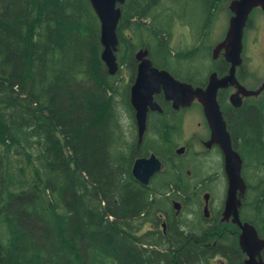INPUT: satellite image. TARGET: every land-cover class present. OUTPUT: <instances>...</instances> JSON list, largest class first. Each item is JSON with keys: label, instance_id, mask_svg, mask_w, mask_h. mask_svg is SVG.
Returning <instances> with one entry per match:
<instances>
[{"label": "trees", "instance_id": "obj_1", "mask_svg": "<svg viewBox=\"0 0 264 264\" xmlns=\"http://www.w3.org/2000/svg\"><path fill=\"white\" fill-rule=\"evenodd\" d=\"M223 1L202 3L208 29ZM164 2L126 0L119 42L167 44ZM102 51L90 0H0V264H211L217 256L244 264L223 226L208 237L197 223L158 231L157 215L170 206L155 188L177 195L176 183L148 189L132 177L135 156L122 151L126 133L117 135L128 91L108 74ZM228 126L248 184L241 220L264 239V115L247 108Z\"/></svg>", "mask_w": 264, "mask_h": 264}, {"label": "flooded vegetation", "instance_id": "obj_2", "mask_svg": "<svg viewBox=\"0 0 264 264\" xmlns=\"http://www.w3.org/2000/svg\"><path fill=\"white\" fill-rule=\"evenodd\" d=\"M169 1L171 3V7L169 11H164L163 13L170 15V18L172 19H170V23L172 25H176V27L181 26L185 29L188 27V29H193L196 34H199V47H193L192 50H200L195 51V55L198 52H202V41L205 37V33L209 24V21L204 17V13L203 20L198 24L197 27H195L192 22H186L182 18V15H178L181 13L178 9H176L177 3L173 0ZM191 1L195 4L199 3L200 9L202 11V3H204L206 0ZM155 13H157V11ZM152 20L153 18L149 17V21L145 22L146 25H148ZM164 25L165 24H161V26ZM173 28L175 27H172L170 35L166 34L165 36V39L168 40L167 44L164 42L157 45V47H154L152 43H145L143 45H136L133 47V45L127 43V41L126 43L119 44L118 51L116 52L119 71L114 76H118L117 83L124 80L130 103L129 114L126 110H120V125L117 127V135H120L122 132L126 133V137L124 138L125 144L122 146V151H129L132 156H135L131 169L132 177V170L136 160L155 156L161 162V172L155 174V176L150 180L148 186L141 184L133 177L140 187L144 186L145 188L152 189V183L155 180H158L159 182L171 180L176 183L175 186H171V189L176 190L177 195H172V193L168 192L169 186L164 187L162 185L155 188L157 198L164 200L170 206L169 209H166L167 211L163 210L157 215V218L159 219L158 231H161L163 235H167V231L171 225L173 227H179L182 230V233H185L189 231L187 225H195L196 223L198 226H200L199 230H201L202 235L205 237H208L212 231L218 230V228H221L223 225L236 226V230L240 235L241 231L237 225L232 223V219L228 222L222 221L228 188L227 176L225 172V160L221 148L217 144H210L212 140V130L205 115L204 107L198 100L193 102L190 107H180L179 109H175L173 102L166 98L165 90L162 88L160 93H154L153 95V101L159 109L153 110L151 106L148 107L146 130L141 142L138 136V123L136 111L131 103V91L132 87L136 83L139 66L142 61L138 57L139 52L146 51V58L152 62L154 68L160 71L169 72L176 80L180 82L190 84L186 79L190 77L195 79V77H199L200 74V72L196 71L195 68L189 66V63L194 61V59H196L198 56L194 55L191 62H189V59L186 57V55L192 50L190 52L174 53L170 41L171 36H173ZM164 30H166V28H164ZM213 62L216 63L215 68L212 69L209 76L216 72L220 77H223L229 72L230 65L224 60L222 55L217 60H213ZM224 63H226V68L224 67L223 69ZM244 68L245 55L243 51V65L237 71V78L242 86H244L249 91L257 92V94L249 97H242V106L240 108H235L231 103V96L237 92L236 88L230 87L219 90L218 92L217 100L221 107L228 131V121L231 116L234 115L236 117L237 114L244 109L252 108L254 112L264 115V111L262 110V105H264V79L261 80L259 77L254 76L253 80H255L257 84L254 86L247 85L246 78L243 74ZM222 69L223 72H220ZM209 76L205 82L201 83L199 86H193L205 89L208 84ZM116 92L121 93L123 91L120 90ZM110 94H112V92H110ZM121 101V97L116 96L114 102L117 106L122 107ZM194 112L197 115V120L199 122L193 131L192 137L187 139L184 138L186 141L184 144H182V133ZM192 123L194 124V122ZM127 127L128 130H132L134 133L135 137L133 143L127 139ZM194 139H198V149L194 148L195 143L192 141ZM236 141L237 144L240 145V140L237 139ZM234 149L237 151L235 147ZM133 151L138 153L139 156L135 155ZM239 155L243 160L242 176L244 178V159L240 153ZM217 193H220L221 195V199H218V204L215 202ZM189 194L190 197H188ZM206 195L209 196L208 202L205 199ZM245 197L243 201L245 200ZM196 202L201 205L199 207L200 213L193 215L192 211H194V207L197 208ZM206 206L208 214L205 212ZM199 214L200 218L198 217ZM146 226H148V231L151 233H153V228L156 227L154 221H152V223L151 221L147 222ZM204 247L210 248L211 244H206ZM217 257L222 258V256ZM217 257L211 261V264H213L212 262ZM221 264H227V261L222 258Z\"/></svg>", "mask_w": 264, "mask_h": 264}, {"label": "water", "instance_id": "obj_3", "mask_svg": "<svg viewBox=\"0 0 264 264\" xmlns=\"http://www.w3.org/2000/svg\"><path fill=\"white\" fill-rule=\"evenodd\" d=\"M126 0H90L101 25V45L103 51L101 59L108 74L114 76L119 71L116 52L119 48L117 29L121 20V6ZM232 16L224 40L213 50V60L221 55L230 65L229 72L220 77L218 73L209 76L205 89L176 80L169 72L160 71L153 67L146 58L147 52L141 51L138 57L142 60L135 85L131 91V103L136 111L138 136L140 142L146 130L148 107L159 109L153 101L154 93L165 90L166 98L172 101L175 109L190 107L198 100L204 107L205 115L212 130L210 144H217L224 155L225 172L227 176V194L223 210V222L232 219V223L240 229L238 245L246 256L244 264H264V239L252 224L244 223L240 217L243 199L247 192V184L242 176L243 160L234 149L232 137L227 129L221 107L217 97L219 90L230 87L237 92L231 96V103L235 108L243 104L242 97H249L257 92L247 90L240 84L237 71L243 65L244 34L254 10L264 12V0H233L229 6ZM162 164L155 157L136 160L132 173L141 184L148 186L155 174L161 172ZM208 202L209 196H205ZM205 212L208 214L207 206Z\"/></svg>", "mask_w": 264, "mask_h": 264}, {"label": "rangeland", "instance_id": "obj_4", "mask_svg": "<svg viewBox=\"0 0 264 264\" xmlns=\"http://www.w3.org/2000/svg\"><path fill=\"white\" fill-rule=\"evenodd\" d=\"M177 3L176 9L180 11L182 18L186 22H192L195 27L203 20V12L200 9L199 3L195 4L191 0H173ZM208 0L204 1L206 3ZM232 0H224L217 14L214 17H211L210 23L211 27L207 29L205 37L202 44V52H198L196 59L191 62L195 51H200L197 49L192 50L193 47H199L198 37L199 34H196L193 29H185L181 26L172 25L173 28L171 36V47L176 52H191L187 53L186 57L189 59V66L195 68L196 71L200 72L199 77H195L196 80H205L208 78L212 69L215 68V62L212 60V52L217 44L222 42L225 38L229 27V21L232 16L229 6ZM163 7L170 9L171 3L169 0H165ZM215 11V9H213ZM212 10V12H213ZM161 10L158 9L157 13ZM205 19L208 18L206 10H204ZM172 20V19H171ZM170 20V21H171ZM252 24L245 31V44H244V55H245V68L244 76L246 78V84L249 86L256 85V81L253 80V77H259L261 80L264 79V13L261 10H255L251 15ZM195 55V56H196ZM197 115L195 112L190 117L189 123L185 126L182 133L183 140L182 144L185 143L187 138L192 137L195 127H197ZM194 122V124L192 123ZM127 139L133 143L134 142V133L132 130H128L127 127ZM195 138V137H194ZM195 143L194 148L198 149V139L192 140ZM189 163V161H188ZM221 199L220 193L216 194L215 202L218 204ZM186 213V212H185ZM184 213V214H185ZM200 213V212H199ZM200 218V214L198 216ZM224 230L226 231V237L229 241L238 243V232L236 228L232 225H223ZM213 264H221L222 258L217 257Z\"/></svg>", "mask_w": 264, "mask_h": 264}]
</instances>
